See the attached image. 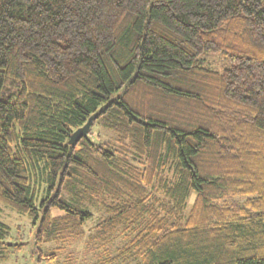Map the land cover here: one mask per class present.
Here are the masks:
<instances>
[{
	"label": "trees",
	"instance_id": "obj_1",
	"mask_svg": "<svg viewBox=\"0 0 264 264\" xmlns=\"http://www.w3.org/2000/svg\"><path fill=\"white\" fill-rule=\"evenodd\" d=\"M0 202V264L95 205L106 263L264 264V0H0Z\"/></svg>",
	"mask_w": 264,
	"mask_h": 264
},
{
	"label": "rangeland",
	"instance_id": "obj_2",
	"mask_svg": "<svg viewBox=\"0 0 264 264\" xmlns=\"http://www.w3.org/2000/svg\"><path fill=\"white\" fill-rule=\"evenodd\" d=\"M103 133L105 137L111 136L106 131H104ZM89 211L93 216L92 219L86 223L84 227V234L78 239L66 244L65 248L58 252L57 264H100L101 262L106 263V257L114 256L115 249L117 247H120L125 242V239L126 241L127 239H129L127 236L124 238V235H117L113 238L111 243L102 244L100 241L94 238V226L99 221H102L107 215L105 213V210L99 205H95L89 208ZM53 215H55V213ZM0 221L8 225L11 229H16L22 235L23 232L25 234L26 232L31 234L29 231H31V229H34L33 226L31 227V219L28 216L16 213L14 210L5 206L1 202ZM29 236L30 235L26 237V235H23L22 237L26 238L29 241ZM7 264H22L21 254L18 255V258L16 260H8Z\"/></svg>",
	"mask_w": 264,
	"mask_h": 264
},
{
	"label": "water",
	"instance_id": "obj_3",
	"mask_svg": "<svg viewBox=\"0 0 264 264\" xmlns=\"http://www.w3.org/2000/svg\"><path fill=\"white\" fill-rule=\"evenodd\" d=\"M100 112L94 114L92 117L89 118V120L87 121V123L81 127L80 129L76 130L72 136L70 137L68 143L70 145H75L81 138L86 137L87 132L93 122V120H95L97 118V116L99 115Z\"/></svg>",
	"mask_w": 264,
	"mask_h": 264
}]
</instances>
